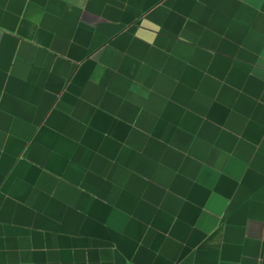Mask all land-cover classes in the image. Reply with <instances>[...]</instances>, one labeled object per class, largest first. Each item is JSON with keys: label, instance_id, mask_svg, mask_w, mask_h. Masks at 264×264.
Instances as JSON below:
<instances>
[{"label": "crops", "instance_id": "1", "mask_svg": "<svg viewBox=\"0 0 264 264\" xmlns=\"http://www.w3.org/2000/svg\"><path fill=\"white\" fill-rule=\"evenodd\" d=\"M0 264H264V0H0Z\"/></svg>", "mask_w": 264, "mask_h": 264}]
</instances>
